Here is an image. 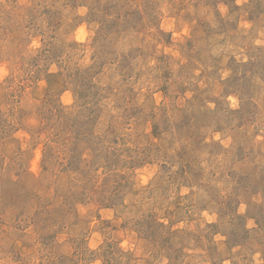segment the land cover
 <instances>
[{
	"label": "rangeland",
	"instance_id": "374dc122",
	"mask_svg": "<svg viewBox=\"0 0 264 264\" xmlns=\"http://www.w3.org/2000/svg\"><path fill=\"white\" fill-rule=\"evenodd\" d=\"M0 264H264V0H0Z\"/></svg>",
	"mask_w": 264,
	"mask_h": 264
}]
</instances>
